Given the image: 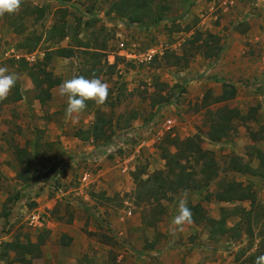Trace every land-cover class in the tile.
Here are the masks:
<instances>
[{"label":"rangeland","instance_id":"374dc122","mask_svg":"<svg viewBox=\"0 0 264 264\" xmlns=\"http://www.w3.org/2000/svg\"><path fill=\"white\" fill-rule=\"evenodd\" d=\"M112 1L24 0L18 14L0 17V66H7L10 72L19 74L17 84L22 92V98L16 101L13 98L15 87L8 98L0 102V244L17 236H34L37 229L30 224L28 217L38 211L44 224L51 218L61 216L71 219L73 222L66 232H71L69 230L74 225L79 227V224L74 223L76 218L85 221V227H79L81 231L72 236L73 243L65 246L67 251L61 252L64 259L70 261L69 247L75 240L82 247L88 246L93 253L83 254L77 259V264H94L96 257L107 259L109 264H167L165 262L168 259L175 260L172 262L177 264H254L252 256L264 254V176L258 175V172H236L229 162L230 156L236 154L244 163L259 168L255 150L264 149V140L256 141L254 134L264 136L262 105L258 111L259 123L248 124L237 120L235 128L224 140H205L204 147L213 150L221 164L219 177L202 190H183L173 195L171 200H162L164 214L161 220L156 221L154 226L148 225L149 227L140 230L139 222L143 224L148 218H154V213L160 210L151 211L158 205L156 201L138 204L134 196L136 185L133 172L145 171L151 174L164 168L165 161L160 155V142L151 144L150 141L151 145L146 146L149 150L146 153L140 149L141 158L133 157L136 155L137 144L142 139H150L155 133L149 128L157 120L156 115L162 112L158 120L161 125L166 117H176L180 113L178 105L180 102H187L188 93L191 92L187 79L179 73L184 69L185 59L175 66L172 62L176 58L172 52L181 54L182 49L191 52L189 66L203 52L212 51L215 44L207 45L206 38L203 37L196 44L197 47L185 45L189 35L196 28L199 29L194 25L201 21L197 13H194L195 17H189L190 21L182 19L169 27L164 22L152 25L150 20L135 23L113 13L110 9ZM181 1L168 0L173 7ZM206 1L220 6L222 0ZM243 1L251 14L257 13L256 0ZM243 1L238 0L237 4L241 6ZM238 22L235 28L246 31L243 22ZM62 23L71 26L68 28L70 38H62L51 31L54 24ZM189 26L191 31L187 32ZM260 28L264 32V25ZM204 30L211 31V28ZM220 38L218 44L223 46L224 37L220 35ZM80 40L86 42L85 48L88 49L79 46ZM121 40L129 48H155L158 53L151 63L128 61L117 54L118 42ZM62 46L74 47V56L64 58L55 55L52 50ZM25 54H33L37 61H47L48 69L61 77L62 82L74 75L101 78L110 85L107 102L104 105H87L75 122L66 118V97L58 95L59 85L52 89L51 99L43 103L38 98V91L27 70L19 69L17 55L21 57ZM204 59L210 62L206 65L209 67L219 58L212 56ZM114 63L113 68L111 65ZM203 74L200 71L194 78H201ZM248 79H244L242 83L247 84ZM253 84L254 82L250 86L255 87L262 96L264 81H258L254 86ZM201 90L200 87L194 89L198 93ZM214 92L213 87L208 89L202 100L186 111L191 117L195 116L191 123L184 121V125H181L177 119V125L180 124L182 128L194 126L195 130H191L190 135H206L208 122L215 117L207 110L225 105L236 106L231 101L215 102L218 95ZM112 100L116 103L113 107L107 104ZM163 102H177L178 105L166 106L162 105ZM97 109L112 118L113 122L108 130L112 137L110 143L117 138L123 142L115 154H108L103 140H94L97 145L95 152L104 160L101 164H98L101 159L94 163L93 156L88 157L87 154L71 155L74 154L77 143L73 139L69 140L92 123ZM132 117L135 118L131 119ZM137 120L144 121L143 125H136ZM178 132L179 128L176 126L164 137L171 133L180 138L189 136H180ZM89 140L86 142H90ZM63 145L68 154L63 153ZM17 146L26 147L30 152L31 172L34 176L30 184L17 178L22 169L14 153ZM131 156L130 170L123 172L122 163ZM71 162H74L73 169H65ZM46 167L49 169H45ZM87 168L94 171V182L82 188L79 178ZM103 168L108 170L110 178L114 181L119 179L124 184L120 191L112 188L110 192H104L102 187L98 188L108 177L100 172ZM220 180L225 184L231 183V186L233 181L243 182L251 188L254 203L250 200L224 202L216 199L215 195L223 188ZM81 188L82 191L78 194ZM185 191L188 202L200 203L203 213L210 219H220L221 208L227 209V226L236 227L226 233H212V225L205 219L200 223L194 221L191 225H185L182 232H174L172 216L177 214L179 199ZM47 199H52L53 202L48 203ZM237 206L250 209L252 213L248 217ZM129 210L133 211L131 215L128 214ZM234 211L236 214L232 213ZM102 214L106 217H102ZM113 216L116 218L112 219ZM90 227L92 229L89 230ZM64 232L62 230L60 235L51 237L45 248V253L47 251L50 254L47 260L50 263L54 261L57 264V244L62 243L63 234L69 235ZM152 244L156 247L152 248ZM138 246L143 247L144 251H139ZM154 252L159 255L155 256ZM165 253L168 255L162 260ZM0 264L9 263L0 260Z\"/></svg>","mask_w":264,"mask_h":264},{"label":"trees","instance_id":"16d2710c","mask_svg":"<svg viewBox=\"0 0 264 264\" xmlns=\"http://www.w3.org/2000/svg\"><path fill=\"white\" fill-rule=\"evenodd\" d=\"M172 7V3L168 2V0H113L110 5L111 11L122 19L126 18L128 21L135 23L150 20L153 22L150 23L152 25L161 23V21L165 19L166 13L172 9ZM70 27L71 26L66 23L54 24L51 31L56 32V34L62 38H70L71 34L68 29ZM190 31L191 26L187 28V32ZM203 37L206 38L207 45L212 46L215 44L212 51L208 50L203 52L204 57L207 59L212 56L217 58L222 53L223 49V46L218 44L221 38L218 34L209 30H200L196 28L195 32L191 33L185 40V45H189L190 48L193 46L197 47L196 44ZM82 41H79V46L88 49L85 48L86 42L83 43ZM182 50L181 54L172 52V55L176 58L172 63L175 66H178L181 60L185 59L184 67H187L191 52L187 49ZM52 51H54L55 55L64 58L74 56V47L72 46L58 47ZM95 53H97V51ZM167 56L168 54L166 57ZM49 58L50 57L48 56L47 59ZM18 61L19 69L27 70L28 75L38 91L39 100L43 103L49 101L52 97V89L61 84V77L55 75L53 71L48 69L49 63H47V61H37V59L29 61L24 55L18 58ZM114 65L115 63L111 66L114 68ZM236 93V86L232 83L226 82L224 83L221 95L217 96L215 102L227 103L235 98ZM13 98L16 101L22 98L19 84L16 85ZM86 103L88 106H92L95 102L90 100ZM170 103L171 102H163L162 105ZM107 104L113 107L116 103L112 100ZM208 111L215 117L209 120L206 135L201 136L199 134H193L185 138H180L176 136V134H168L160 141V155L165 161V167L157 169L151 174H148L145 171L133 172L136 185L134 188V196L138 204L142 202L147 203L148 201H156L158 205L155 208H152L151 211L160 210L159 212L154 213V218L150 217L146 221H144L143 215L142 220L144 221V225L154 226L156 221L158 222L161 220V217L164 214V207L161 204L162 200H171L173 195L179 191L202 190L209 186L214 179L218 178L220 175L221 164L215 152L204 147L205 140L207 139L209 142L222 141L227 138L230 131L235 128L237 120H242L247 123L251 121L252 118L248 114H242L238 107L230 105H225L222 108L218 107L217 109L211 108V110H207V112ZM134 118L135 117H132L131 119ZM255 121H258V117L255 118ZM112 122V118L108 116L106 112L97 109L95 110V118L92 123L87 128L79 130L75 136L82 140H103V143L105 144L104 146H106L112 141L111 134H108ZM254 135L256 141L264 140V136L258 137L257 133ZM14 150L17 161L19 165L22 166V169L18 172V180L26 184L32 183L34 176L31 172L32 160H30V152L26 147L21 146H17ZM255 152L257 154L256 157L259 160V168L257 169L241 161V158L236 154L230 156L229 164L232 165V169L236 172L243 174L258 172L260 173L258 175L264 176V149L256 148ZM220 185L223 188L215 195L216 199L220 201L242 202L250 200L253 202L254 200L251 188L244 185L243 182L233 181V186H231V183L225 184L220 180ZM188 206L192 210L193 221L200 223V221L206 219L212 225V233H226L229 229L236 227V225L233 227L227 226L226 219L229 216L226 214L227 209L224 207L221 208L220 219L216 220L206 217L200 203L188 202ZM237 208L238 210L241 209V213L244 212L248 217L252 213V210L246 209L245 207L237 206ZM232 213L236 214L235 211ZM49 233L50 231L48 229H41L37 235L36 242H33L30 239V236H27L25 240H22L20 236H17L12 240L3 241L2 244H0V260L8 261L9 264H33L35 259L41 257L42 245L48 239ZM71 241L72 237L67 234L63 235L62 244L69 245ZM154 246L155 244H152V248H154ZM252 257L256 259L258 255L254 254Z\"/></svg>","mask_w":264,"mask_h":264},{"label":"crops","instance_id":"0c3cea01","mask_svg":"<svg viewBox=\"0 0 264 264\" xmlns=\"http://www.w3.org/2000/svg\"><path fill=\"white\" fill-rule=\"evenodd\" d=\"M257 4V13L251 14L248 10V7L245 6L244 1L241 6L237 4V6L233 8L223 7L222 9H219L218 7L214 12L213 8L215 7V2H207L206 0L205 2L204 0H182L181 2L176 3V5L166 13L165 19L161 21L166 23V27L171 26V24H174V22H180L182 19L190 21V18L195 17L194 13H197V15L201 17V21L197 24L194 23L195 27H199V29L201 30L211 28V31L213 33L224 37L222 53L217 57V59H219L216 63H213L209 67H207V63L210 62L206 61V59H204V55L202 54V56H198V58L193 63H191L187 67H184V69L179 72L187 79L188 89H190L191 91L188 93L189 100L187 102H180V104L178 105L180 108L178 111L180 113L176 115L175 118L176 120L178 119L181 122V125H184V123H182L184 121H187L188 123L192 122V118L195 116L191 117V115L186 113V111L195 106L197 101H201L208 89H211V87H213L215 89L214 93L219 96L221 95L224 88V83L226 82L232 83L236 86L237 93L235 98L232 99L231 102H233L236 107L240 109L242 114H248L252 117L251 121L247 122L248 124L250 122H258L255 121V118L259 116V114L257 113L259 111V107L261 108V105V111L264 113V96H261V94H259V91L255 89V87L252 88L250 86V84H252L253 82L254 86L258 81H264V32L260 28L261 25H264V3L261 0H256V5ZM238 21L243 22V27L246 29V31L237 30L235 28L239 24ZM111 57L114 58V56ZM111 62H113V60H111ZM200 71L204 73L203 76L201 78L195 79L194 77H196V74H198ZM246 78H249L248 81L246 80L248 85L246 83H242ZM198 87L202 89L199 93L194 91V89ZM262 100L263 102H261ZM262 120L264 121V118H262ZM135 122L136 125L140 123V125H143L144 123V121L139 120ZM185 127L186 128H182V126L180 127V124L177 125V128H179L178 133L180 136H184V134L190 135L192 134L191 130H195V127L191 125H187ZM72 139L76 141L77 146L74 154L71 155L81 156L87 154L89 155L88 157H90L92 156V154L96 153L95 151H97V145L93 139H90V142H86V140L79 139L76 136L69 138V140ZM141 142L142 140H140V145L137 144L136 155H134L133 157L141 158L140 149H143V153H146V150L148 148L143 144V146H141ZM65 147L66 146L64 145L62 146V151L66 154L67 150H65ZM103 161L104 160L101 159L98 164L103 163ZM71 163L69 164V166L67 165L65 169L67 167L69 170L71 168L73 169L74 162ZM45 169H49V167H46ZM100 172L104 175H107L108 180L104 179L105 183L101 182L98 188L102 187L104 192H110L113 189H115L116 191H120L123 188L124 184L119 179L117 181H114L112 178H110V174L106 168L101 169ZM88 197L91 199V197L87 195V198ZM47 201L48 203L53 202L52 199H47ZM101 216L106 217V215L104 214H102ZM174 216L175 215H173L172 217ZM114 218L116 217L113 216L112 219ZM72 222L73 221L71 219L68 220V218H64L63 216L57 219L51 218L43 227L36 228L37 232L34 236L27 235L30 236V239L33 242H36L37 235L41 229L46 228L50 231L48 239L42 245L41 257L35 259L33 264H55L54 261H52L51 263L47 261L50 258V254H48L47 251L45 253V248L48 247L47 244H49V240L52 239L51 237L60 235L62 233V230H65L64 233H67L68 231L66 232V230L68 229V226H70L69 224H72ZM74 223L79 224V227H85V221L78 218L75 219ZM139 226L140 230L147 227L146 225H144V223L140 224V222ZM79 227L74 225L72 229L69 230L71 231L68 232L70 237L78 234L81 231ZM73 228H75V230ZM90 229H92V227H90L89 230ZM26 237L21 236V239L25 240ZM71 242L73 243V237ZM65 246L67 245H64L62 243L57 244V264H65L66 262H70V264H72V262L77 264V259L80 258L83 254L93 253L92 251H90V248L88 246L82 247L75 240L74 244L69 247L71 251L68 256L70 261H66V259H64V256L61 254V252L67 251V247ZM139 247L140 246H138L139 251H144L143 247ZM155 247L156 246H154V248ZM166 255H168V253H165V255L162 257V260H165ZM95 259L96 261L94 262V264H109L107 263V259H101L100 257H96ZM74 260H76V262ZM172 261L175 260L168 259L165 263L177 264V262Z\"/></svg>","mask_w":264,"mask_h":264},{"label":"clouds","instance_id":"9594fccd","mask_svg":"<svg viewBox=\"0 0 264 264\" xmlns=\"http://www.w3.org/2000/svg\"><path fill=\"white\" fill-rule=\"evenodd\" d=\"M24 0H0V17L5 14H18ZM20 77L16 72H10L7 66H0V102L6 100L16 87ZM110 85L99 77L86 78L74 75L64 80L58 86V95L66 97L65 116L74 122L87 108V101L104 105L109 97ZM187 191L183 192L178 202V212L172 219L173 231L182 232L185 225H191L193 213L188 206ZM254 264H264V254L256 257Z\"/></svg>","mask_w":264,"mask_h":264},{"label":"built area","instance_id":"2783aa9c","mask_svg":"<svg viewBox=\"0 0 264 264\" xmlns=\"http://www.w3.org/2000/svg\"><path fill=\"white\" fill-rule=\"evenodd\" d=\"M237 1L238 0H222L220 6H217L215 3V7L213 8V11L215 12L216 8H218V7L233 8L237 5ZM261 1H263V3H264V0H261ZM257 6H258V4H257ZM157 53H158V51L155 50V48L154 49H146V50H136V49L129 48L127 46V43L122 41V40L118 42L117 54L119 56L125 58L126 60L132 61L135 63H151L154 60V58L156 57ZM24 56L29 61L35 60L33 54H25ZM17 58H20V56L17 55ZM262 95L264 96V88L262 91ZM175 101H177V100L175 99ZM168 105L175 107L178 105V103L177 102H171ZM160 114L156 115V116H158L156 118L157 120L153 124H151V126L149 128L151 131H155V133L150 138L152 140L147 139V138L142 139L141 146H143V145L149 146L151 144H156V143L160 142L166 133L173 130L177 126L176 118L173 116L166 117V119L164 120L162 125H161V123H158ZM156 126H159V128L156 129ZM150 141H152L151 144H150ZM122 144H123L122 140L120 138H117L116 140H113L112 143L106 145L104 148L108 154H110V153L115 154L118 151V149L121 147ZM139 145H140V142H139ZM92 156H93V162L94 163L101 159L98 156V153H95ZM130 158H132V156L126 158L123 161V163H122L123 164L122 165L123 172H127L130 170V165H129L130 164ZM94 175H95L94 171L90 168L85 169L81 173V177L79 178V181L81 182L82 188L86 187V186H88L94 182ZM82 188L78 190V194L80 193V191H82ZM132 213H133V211L129 210L128 214L131 215ZM28 220L30 221V224L36 228L43 227L45 225L44 220L41 217L40 212H38V211L31 213L28 217ZM154 255L158 256L159 254L157 252H154Z\"/></svg>","mask_w":264,"mask_h":264}]
</instances>
